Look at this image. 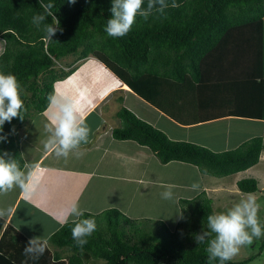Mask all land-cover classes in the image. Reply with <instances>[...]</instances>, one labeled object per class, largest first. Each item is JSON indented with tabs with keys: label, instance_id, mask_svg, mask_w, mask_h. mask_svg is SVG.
<instances>
[{
	"label": "trees",
	"instance_id": "obj_1",
	"mask_svg": "<svg viewBox=\"0 0 264 264\" xmlns=\"http://www.w3.org/2000/svg\"><path fill=\"white\" fill-rule=\"evenodd\" d=\"M43 4H52L62 31L52 39L46 37L45 17L37 27L36 15L44 14ZM161 14L155 9L145 20L136 17L128 34L111 37L105 31L111 18L112 0H0V39L4 50L0 55V72L14 74L20 85L23 108L20 117L5 122L0 136V155L17 161L23 170L24 160L13 137L16 128L27 125L33 114H41L50 106V95L57 81L65 80L76 70L75 64L96 56L137 94L155 102L153 95L160 78L178 83L188 78L199 84L203 73L214 70L224 49L239 55L254 51L260 61L264 56V0H166ZM148 0H144L146 8ZM253 55V53H252ZM75 61L64 67L65 58ZM247 75V90L253 99L261 95L264 106V72ZM260 104V103H259ZM251 115H254L252 112ZM264 117L262 113L255 114ZM121 127L113 130L119 141H134L149 148L163 164L179 162L203 175L221 178L246 172L260 163L264 138L255 137L233 150L216 153L190 142L172 141L161 130L138 118L127 108L117 113ZM9 151V152H8ZM239 191H259L256 179L238 181ZM174 230L164 221L131 219L116 208L99 214L84 213L94 218L96 230L86 237L83 248L72 238V221L66 223L47 241L43 255L28 258L23 254L30 239L0 218V264H209L207 240L197 244L194 235L208 232L207 217L215 213L213 201L206 191L180 201ZM182 230V232H181ZM214 234L207 239L213 238ZM57 248L54 252L50 246ZM62 251H68L64 257ZM253 258L225 264H246ZM212 264H220L215 260Z\"/></svg>",
	"mask_w": 264,
	"mask_h": 264
},
{
	"label": "crops",
	"instance_id": "obj_2",
	"mask_svg": "<svg viewBox=\"0 0 264 264\" xmlns=\"http://www.w3.org/2000/svg\"><path fill=\"white\" fill-rule=\"evenodd\" d=\"M0 49L3 52L4 46ZM224 58L223 54L219 56L214 70L204 72V79L199 84L190 78L183 83L160 78L154 88L158 96H152L156 103L137 94L96 56L90 55L77 62V70L72 75L55 83V95L58 101L74 102L78 117L89 128L88 140L81 142L67 158L58 156L51 147H46L50 138L46 126H51L56 119L57 105L51 103L46 111L37 114V120L30 119L20 137L19 147L24 160L23 170L26 173L32 171V182L26 190L14 187L0 194V211L5 212L0 218L28 239L48 241L72 221L69 217L66 223H61L74 204L84 213L99 214L116 208L114 184L130 179L139 185L144 183L148 178L140 168L149 167L156 161L151 158L154 153L134 141H119L113 137V130L121 127L117 116L121 108H127L136 116L141 111L143 121L163 131L172 141L206 147L207 143L201 144L193 133L214 124H223L224 130L235 139L242 126L255 130L249 140L264 138V117L255 115L264 110L261 95L253 99L247 90V75L264 72V56H259L258 61L254 51L248 55L238 53L232 57L236 69ZM242 142L245 141H237L236 148ZM137 170V176L143 173L141 176L145 178L129 175ZM167 176L150 182L158 186L172 184V180L165 179ZM179 199L177 197L176 201ZM27 219L30 223L21 228L20 222Z\"/></svg>",
	"mask_w": 264,
	"mask_h": 264
},
{
	"label": "clouds",
	"instance_id": "obj_3",
	"mask_svg": "<svg viewBox=\"0 0 264 264\" xmlns=\"http://www.w3.org/2000/svg\"><path fill=\"white\" fill-rule=\"evenodd\" d=\"M68 2L74 5L77 0H68ZM41 7L44 9V14L34 16L32 23L39 27L46 15L51 16L53 23L45 26V32L46 37L52 39L58 31H62L59 26L60 22L51 12L52 4L41 3ZM167 7L166 0H148L146 8L144 0H112L110 9L112 15L106 23L105 31L111 37H123L129 33L138 15L147 20L154 9L163 14ZM53 87L55 88V85ZM50 101L57 105L58 112L56 119L51 122V126H46L50 133L46 147H51L58 156L67 158L74 149L79 147L81 142H87L89 128L78 117V109L74 102L58 101L55 93L50 95ZM22 108L23 100L20 96V85L16 76L0 72V130L3 129L5 122H11L16 117L23 119ZM6 139V136H0V141ZM76 154L82 155V153ZM31 182V170L26 173L19 167L16 160L8 158L7 153L0 155V194H5L14 187L26 190ZM161 187L164 188L160 194L161 198L173 200L175 185L163 184ZM191 188L199 190L200 184L194 182ZM258 210L259 204L256 197L249 193L246 198L241 199L227 211L214 213L207 217L209 231L195 234L194 239L198 245L207 240L206 251L209 264L217 259L220 264H225L226 261L231 260L239 253L242 246L251 244L254 237L259 238L264 235V230L258 220ZM4 214V211H0V216ZM83 216V210L74 204L65 214L64 220L61 221L63 224L69 217L73 218L72 238L81 248L87 243L86 237L91 236L96 230L95 219L82 218ZM179 216L183 219V214ZM212 234H214L213 238L207 239ZM46 246V240L31 238L24 248L23 254L30 259L36 258L43 255Z\"/></svg>",
	"mask_w": 264,
	"mask_h": 264
},
{
	"label": "rangeland",
	"instance_id": "obj_4",
	"mask_svg": "<svg viewBox=\"0 0 264 264\" xmlns=\"http://www.w3.org/2000/svg\"><path fill=\"white\" fill-rule=\"evenodd\" d=\"M0 44L3 45L1 39ZM3 46H0V48H3ZM1 50L2 49H0V55L2 53ZM223 52V56L225 57L224 61H228L231 67L236 69V64L232 57L234 55L237 56L238 51L230 53L224 49ZM74 61L75 57L65 58L62 61V65L66 67L72 64ZM137 113V116L141 119L140 115L142 112L138 111ZM30 119L37 120V113L33 114L29 120ZM38 122L40 121H37V123ZM242 127L243 128L240 129V135H236V139L234 136L228 134V132L224 130L223 124L205 126L202 129L194 132L193 135L199 139L198 141H201V144L207 143L206 148L208 147L210 150L220 153L235 149L237 141L246 142L249 140L248 138L251 137V135H255V130L252 128H248L246 126ZM24 128L25 127L16 128L13 133V137L15 136L16 138L15 142L18 145V151L20 153L21 148L19 147V141L20 137L23 136ZM11 153L12 152H9L8 155L10 156ZM151 156L152 160L156 161H152V164H150L149 167L140 168L144 172L146 178H148L144 183L142 181L141 185H139L135 183L137 182L136 180L130 179L131 181L128 182L122 181L121 183L114 184V188H116L115 207L129 218L162 220L171 230H174L177 222L179 221V201L182 198H194L203 191H206L213 201L215 213L225 212L238 203L241 199L247 197V194L239 191L237 182L242 179L253 178L259 183V191L253 193V195L256 197L257 203L259 204L258 220L261 224L262 230H264V162L258 164L246 172L226 178H221L211 175H203L196 171V169H191L188 165L179 162L163 164L155 154ZM187 168H190V170ZM190 171L199 174L196 176L191 174ZM138 173L139 171L137 170L131 174L129 173V175H134L133 178H145L144 176H141L143 173H141L140 176H137ZM161 176H167L165 179L173 181L172 184L175 185V188L173 189V200H164L161 198L160 193H155L157 190L163 191L164 188L153 184L150 181L152 179L160 180ZM194 182H198L200 184L199 190H193L191 188V185ZM149 183L151 184L149 185ZM177 197L180 198L178 201H176ZM119 200L127 201V203L120 202ZM177 214L178 216L175 217ZM29 223V219H27L24 223L20 222V227L24 229ZM50 247L53 252L57 250V248L52 245ZM62 255L67 257L69 252L62 251ZM249 258H253V261L246 264H264V235L259 238L254 237L252 243L242 246L239 253L232 259L233 261L241 262ZM91 264H103V262L92 261Z\"/></svg>",
	"mask_w": 264,
	"mask_h": 264
}]
</instances>
